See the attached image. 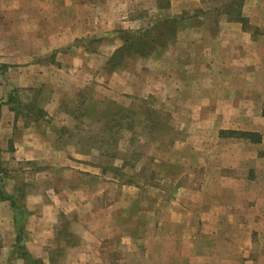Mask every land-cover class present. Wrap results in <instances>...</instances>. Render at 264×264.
<instances>
[{"label": "crops", "instance_id": "1", "mask_svg": "<svg viewBox=\"0 0 264 264\" xmlns=\"http://www.w3.org/2000/svg\"><path fill=\"white\" fill-rule=\"evenodd\" d=\"M192 1L183 4V11L199 5V0L196 4ZM19 7V14L27 16V12H33L35 15V18H23V15L21 20L15 17L7 25L23 28L12 33L17 42L9 48L24 51V57H46L49 52L74 41L80 33L75 18L66 19L64 25L63 15H59L62 7L54 6L51 0H23ZM76 8L80 9L77 5ZM66 9L75 10V7L71 4ZM40 14L42 17L36 16ZM240 14L246 20L244 27L219 15L222 18L213 22L215 29L209 36L199 35L203 34L198 32L199 27L204 25L196 20V25L192 26L190 16L177 23L176 32L183 22V36L191 41V31H195L196 39L194 43L187 42L186 53L190 55L195 47L199 48L197 53L203 55L205 61L204 73L182 67L180 71L185 81L173 87L176 95L182 90L198 95L191 104L183 105L187 107L183 110L187 114L186 122H195L200 128L194 135L198 139L195 149L187 137L188 150L183 151V160L186 165L200 170L199 180L196 187L185 183L184 179L183 185L180 181L177 186L183 189V196L178 201L177 198L174 201V197L167 198L169 202H164L165 210L160 214L156 204L150 210L140 207L136 213H131L129 219L133 228L118 235L107 246L100 245L101 241L109 239L113 229L119 228L118 219L124 211V219L129 222L131 199L141 190L157 195V187L151 184L141 187L137 176L133 178L137 181L130 184L125 179H108L107 166H90L85 160H78L76 149L61 146L58 136L44 121L24 126L5 105L0 106V151L3 155L10 152L6 155L11 159L7 166L17 162L34 166L38 183L50 189H38L32 194L42 203L50 198L53 212L65 214L69 221L66 231L78 240L75 245L65 246L57 262L50 264H253L254 260L256 264H264V0H243ZM192 73L205 81H191ZM165 76L167 79L169 74ZM154 81L147 86L140 78L133 84L132 91H141L139 96L147 89L154 91ZM163 83L168 89L172 87L165 82V77ZM166 99L165 107L177 105L176 101ZM49 104L57 105V101L51 100ZM191 106H197V110L188 116ZM67 118L71 121L73 117ZM53 121L51 123L56 124ZM226 130L257 133L260 142L251 144L243 139L220 138L219 131ZM6 157L4 161H8ZM124 185L129 186V194L124 192ZM110 194L115 200L111 204L105 202ZM26 198L28 203L30 198ZM172 201L179 207L173 209L176 219H171ZM183 204L193 205L195 212L186 211ZM117 211L121 212L120 216H113ZM9 218L10 214L3 219L7 223ZM44 218V215H36L34 221L43 223ZM133 219L137 220V225ZM25 239L24 247L29 255L41 257V254H31V250L42 251L43 232L26 225ZM253 249L258 254L249 257Z\"/></svg>", "mask_w": 264, "mask_h": 264}, {"label": "rangeland", "instance_id": "2", "mask_svg": "<svg viewBox=\"0 0 264 264\" xmlns=\"http://www.w3.org/2000/svg\"><path fill=\"white\" fill-rule=\"evenodd\" d=\"M22 1L0 0V52L2 51L0 54L6 53V55H0V65L6 66L0 73V106L5 101V93L16 90L15 95L20 102L18 108L22 114L33 115L34 108L42 110L44 114V116L38 117L37 121L29 122H26L23 117H18L17 119L21 120L22 125L44 121L51 132L58 136L61 146L70 145L71 148L76 149L75 157L78 160H85L86 164L90 166H107L106 176L108 179H125L130 184L137 181L136 178L133 179L134 176H137L142 183L141 187L145 188L144 186L147 184L157 187V195L141 190L140 193L138 191L134 199H131L132 203L130 202L128 213L129 222L124 219L126 211L121 216L119 211L114 213L113 216H120L118 220L121 225L119 228L113 229L109 239H102L100 245L107 246L115 241L118 235L133 228L132 221L129 219L131 213H136L140 207L150 210L153 204H156V209L160 210V214L165 210L164 202L165 204L169 202L167 198L174 197V201L176 198L178 201L183 196V189H179L177 184L181 181L183 185L184 179L185 183L196 187L200 174V170H197L196 166H188L183 160L185 157L183 151L188 150L187 137L190 138L192 149H195L198 139L194 135L200 129L195 122H186L187 114L183 110H186L187 107H183V105L184 103L191 104V101L195 100L198 95L195 92L187 93L183 90L179 91L177 95L173 92L176 83L179 87L180 82L185 81L183 80V71H180L182 67L188 66L193 71L196 69V71L204 73L205 61L202 58L203 55L199 56L197 53L199 48L195 47L191 56L186 53L187 42L194 43L193 41L196 39L195 31H191L192 41L184 37L182 22L178 25L176 35L164 45L153 49L149 55L145 57L125 56L117 65L118 67L112 66L110 63L107 66L106 60L120 46L119 31L132 32L146 28L164 18H178V16L185 15L186 17L190 16L193 21L192 26L196 25V20L200 25H204L199 27L198 32L203 33L199 35L208 34L209 36L215 29L213 22L215 24V21L222 18L219 16V9L224 0H202L201 2L199 0V5L188 11H183V4L191 3L189 0H185V2L184 0H51L54 6L60 4L62 7L59 15H63L64 25H66V19L75 18L77 27L80 26V33L74 41L49 52L46 57L32 58L24 57V51L20 52L9 48L14 46L15 41L17 42L16 36L12 33L23 30V28L17 29L7 25L15 17L16 20L35 18L33 12H27V16L24 13L19 14L18 10L21 9L19 4H22ZM193 3L196 4V0H193ZM71 4L74 5L75 10L66 9L70 8ZM76 5L80 9H77ZM36 16L42 17V14ZM4 26L7 27L4 28ZM4 32H7V35H4ZM208 42L210 43V41ZM6 48L7 52H5ZM51 54L53 55L49 57ZM166 73L169 74L167 79ZM190 75L193 76L191 81L195 82L196 79L200 82L205 81L203 78H198L197 74ZM164 77L166 83H169V79L171 80L169 86L172 87L169 89L168 86L164 87ZM140 78H142V83L147 86V83H152L155 80L154 91L147 89L145 90L147 92H143L142 96L138 95L141 91H132L133 84H137ZM165 98L169 101H176L177 105L165 107ZM51 100H56L57 105L49 106ZM140 100L149 102V104H141ZM30 105H33L32 108ZM139 105L142 108L147 106L150 110L153 109L161 113L160 126H154L149 130L146 125L134 123L131 130H109L110 123L105 124L104 116L112 115L116 106L131 110ZM5 106L8 108L7 105ZM196 108L197 106L194 108L191 106L192 111H188V116L194 114ZM67 117L73 118L70 121V119L67 120ZM51 120H54L53 122L56 124L51 123ZM101 138L104 140L100 141ZM213 141L215 140L213 139ZM8 150L11 151L10 147ZM5 153L9 154L10 152L6 151ZM257 154L260 156L261 153ZM6 155L1 154L0 151V176L4 177L3 186L6 193L14 195L16 198L18 197L17 191L21 190L23 194V199L18 202L25 212L21 224L23 245L27 241L25 239L26 225L29 226V229L42 231L45 243L42 251L31 250V254H41V257H31L39 261V264H50L52 261L56 263L57 257L63 254L64 247L75 245L78 240L73 235H66L67 222L69 221L65 214L59 211L53 212L50 198L45 199L48 202L42 203L38 201L39 197L32 194L38 189L40 191L50 189L46 188L42 182L38 183L34 177V166H28L25 162L7 166L11 159ZM4 157L8 161H4ZM173 162L174 164H172ZM127 187L129 186L124 185L123 189L129 194L130 188ZM109 193L114 192L109 190ZM26 197L30 198L28 203H26ZM106 199L107 203L115 202L111 194ZM170 206L171 219H176L172 213L175 207H179L174 205L173 201ZM182 206L186 211L195 212L194 206L191 204ZM4 209L5 212L9 210V213L3 212ZM8 214H10V218L6 223L3 218ZM36 215L45 216L43 223H35ZM0 219V264H25L23 260L14 256L16 246L13 212L7 201H0ZM133 220L137 225V220ZM138 228L141 231V228ZM28 243L30 245L29 241ZM254 251L255 249H253V253H249V257L251 254L254 256L258 254ZM243 259L242 257V261ZM253 264H256L255 260Z\"/></svg>", "mask_w": 264, "mask_h": 264}, {"label": "trees", "instance_id": "3", "mask_svg": "<svg viewBox=\"0 0 264 264\" xmlns=\"http://www.w3.org/2000/svg\"><path fill=\"white\" fill-rule=\"evenodd\" d=\"M242 2L243 0H224L219 9V15L225 17L227 21L239 22L242 27H244L246 20L241 17L240 14ZM185 17L186 16L183 15V17L178 16V18H164L146 28L137 29L132 32L128 30L119 31L120 46L117 47L108 57L106 65L108 66L110 63L112 66H117L125 56L129 55H136L138 57H145L146 55H149L153 49L164 45L169 39H172L175 36L177 23L181 22L185 19ZM52 55L53 54L49 57ZM5 68V65H0V73H2ZM15 94L16 90H10L5 93V101L3 103V105H7L8 110L13 113L14 119L23 117L26 122H29L35 120L37 121L38 117L44 116L42 110H39L38 108H34L35 113L33 115L29 113L22 114L21 110L18 108L20 102ZM140 101L141 104H149V102H145L144 100ZM140 105L135 108H131V110L129 108L116 106L112 115L103 117V119H106L107 122H105V124L110 123L109 130L115 129V131H119L121 129L131 130L134 123L146 125L149 130L153 129L154 126H160L161 113L153 109L150 110L147 106L142 108ZM32 106L33 105H30V108H32ZM218 135L220 138L224 139H243L251 144H258L260 142V136L257 133L252 132L226 130L219 131ZM102 140H104V138H101L100 141ZM3 184L4 177L0 176V201H7L11 211L13 212V227L15 231L14 242L16 246L14 256L23 260L25 264H39L40 262L34 260L28 254L23 245L21 224L24 219L25 212L22 206L18 204V202L23 199V194L21 193V190H19V192L17 191V198L14 195H9L5 192ZM66 235L69 236V233Z\"/></svg>", "mask_w": 264, "mask_h": 264}]
</instances>
